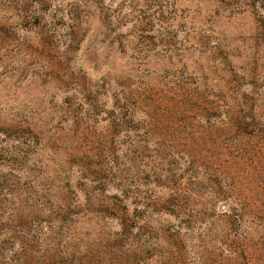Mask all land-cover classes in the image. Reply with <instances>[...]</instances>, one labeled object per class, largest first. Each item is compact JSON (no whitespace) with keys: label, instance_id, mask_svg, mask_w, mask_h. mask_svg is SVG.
Returning a JSON list of instances; mask_svg holds the SVG:
<instances>
[{"label":"rangeland","instance_id":"obj_1","mask_svg":"<svg viewBox=\"0 0 264 264\" xmlns=\"http://www.w3.org/2000/svg\"><path fill=\"white\" fill-rule=\"evenodd\" d=\"M256 4L0 0V193L1 185L7 184L14 199L2 205L0 213L13 209L37 221L46 215L30 190L63 197L67 182L81 201L77 171L68 159L109 147L112 134L114 160L120 169H128V176L137 169L131 151L137 145L150 149V184L138 188L150 196L166 194L168 190L154 184L151 176L165 166L155 154L159 149L163 157L167 151V144L160 143L164 130L150 128L148 133L143 125L124 121L112 127L109 111L114 98L126 104L124 120L148 119L144 113L151 114L150 107L157 106L148 105L150 100L167 95L172 86L213 89L225 85L230 69L262 73L264 2ZM99 140L102 146L94 148ZM109 190L118 193L113 187ZM215 216L209 221L212 237L219 236L223 226ZM149 218L156 226L177 222L153 208ZM91 222L78 228L86 233L84 244L100 232Z\"/></svg>","mask_w":264,"mask_h":264},{"label":"trees","instance_id":"obj_2","mask_svg":"<svg viewBox=\"0 0 264 264\" xmlns=\"http://www.w3.org/2000/svg\"><path fill=\"white\" fill-rule=\"evenodd\" d=\"M251 1L258 7L260 0ZM262 81L264 71L243 68L230 69L225 85L213 89L172 86L167 95L150 100L148 105L157 106L141 120H124L126 104L114 98L112 127L124 121L143 125L148 133L164 130L160 143L167 151L163 157L159 149L155 154L165 166L151 176L168 192L150 196L139 190L150 184V149L137 145L131 151L137 169L128 176L114 160L112 134L109 147L68 159L77 171L81 201L67 182L63 197L30 190L46 215L37 221L13 209L0 213V264H264ZM88 104L93 105L89 99ZM1 186L0 207L13 204L10 186ZM112 187L118 193L110 192ZM152 208L177 222L154 225ZM214 216L223 221L217 237L209 228ZM86 220L100 232L84 244L86 233L78 228Z\"/></svg>","mask_w":264,"mask_h":264}]
</instances>
